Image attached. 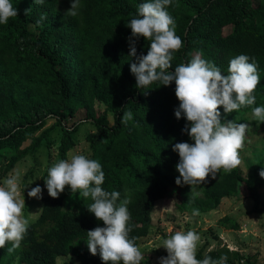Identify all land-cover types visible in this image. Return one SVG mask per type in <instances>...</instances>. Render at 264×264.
<instances>
[{"label":"trees","instance_id":"16d2710c","mask_svg":"<svg viewBox=\"0 0 264 264\" xmlns=\"http://www.w3.org/2000/svg\"><path fill=\"white\" fill-rule=\"evenodd\" d=\"M11 2L19 15L0 24V153L11 152L6 172L28 156L45 153V178L49 167L67 159L81 129L89 126L92 130L83 136L88 158L102 165L105 180L101 187L120 193L117 204L129 201V238L137 246L152 227L156 202L165 198L176 199L182 212L206 213L222 199L237 196L244 182L253 187V211L263 212L264 178L259 173L264 159L246 178L238 167L228 172L221 169L215 179L210 174L191 197L190 185L176 184L179 154L173 147L194 141L184 131L189 124L186 118L175 116L180 103L175 82L138 88L130 70L135 58L129 57V38L136 42L137 56L147 55L150 44L143 37H132L126 23L148 0H80L74 17L66 15L72 0ZM28 8L31 11L25 15ZM167 11L182 40V47L173 53L170 71L200 54L226 75L232 58L247 55L260 76L253 93L255 104L229 114L222 106L219 110L222 122L259 123L254 115L249 122L245 116L253 114L254 107H264V1L172 0ZM226 28H230L228 33ZM97 102L104 106L103 112ZM124 111L132 113L127 123L121 122ZM64 199L49 194L42 198L40 215L29 224L20 247L11 253L7 251L10 243L0 248V264L14 258L23 264H56L58 257L68 255L88 264H105L91 254L86 241L87 231L105 226L87 208L93 201L79 197L66 208ZM220 225L231 230L240 227L229 217ZM205 256H226V264H259L235 251L202 248L196 253L198 260ZM140 264L152 262L145 258Z\"/></svg>","mask_w":264,"mask_h":264},{"label":"clouds","instance_id":"9594fccd","mask_svg":"<svg viewBox=\"0 0 264 264\" xmlns=\"http://www.w3.org/2000/svg\"><path fill=\"white\" fill-rule=\"evenodd\" d=\"M43 3L44 0H35ZM172 0H148L137 8V15L126 23L132 30V37L145 38L150 47L147 55L137 56L136 42L129 38V57L131 73L136 77L137 87H148L154 82L169 86L175 82V95L179 107L175 110L177 119L186 118L189 122L184 131L194 143H175L173 151L179 154L176 165L179 176L176 184L190 185L189 197L197 195L198 186L211 174L215 179L223 169L228 172L240 165L239 149L242 147L248 125L233 120L221 119V106L224 113L239 111L241 107L254 105L253 94L260 83V76L254 62L241 54L229 61L227 74L200 54L194 55L188 63L175 66L171 61L173 53L182 47V40L175 32V21L167 11ZM80 0H72L66 15L76 16ZM25 15L31 8L25 9ZM19 15L11 0H0V24H6L10 18ZM43 18V17H42ZM252 113L259 123H264V107H254ZM132 118L130 111H124L122 123ZM259 175L264 178V169ZM19 174L11 173L0 186V248L9 253L20 247L30 220L24 216L25 197L20 198ZM48 194L58 198L70 186L72 194L91 198L87 205L104 227L87 231V245L92 255H99L105 264H140L143 254L129 238L128 221L129 201L120 199L118 191H105L101 185L105 180L102 165L83 154H70L48 168L44 178ZM43 189L37 185L28 191V196L42 199ZM31 214V213H30ZM194 215L198 211L194 210ZM200 236L193 230H177L163 241L168 255L160 258V264H226L227 257L213 259L205 256L196 258V249Z\"/></svg>","mask_w":264,"mask_h":264},{"label":"rangeland","instance_id":"374dc122","mask_svg":"<svg viewBox=\"0 0 264 264\" xmlns=\"http://www.w3.org/2000/svg\"><path fill=\"white\" fill-rule=\"evenodd\" d=\"M259 1L264 0H254V2ZM229 31L230 28L225 29V33ZM96 106L100 112H103L105 109L99 102H97ZM81 117H84V115ZM245 118L249 122L253 119V114L249 113ZM109 122L113 124L112 114L109 115ZM247 125L248 128L244 143L238 150L241 163L237 166L244 178L252 173L259 162L264 159V123ZM89 130H92L89 126L81 129L79 141L75 148L69 152L67 158H69L70 154H83L88 157V146L83 136ZM56 150L52 152V159L56 158ZM10 154V151H2L0 153V186L3 185L4 180L9 174H19L20 198L25 197L26 204L23 213L30 220L31 224L40 215L42 199L29 197L27 193L39 185L43 189L42 197L48 195L43 178L47 165L46 159L48 157H46L45 153L37 154L38 160L37 158L28 156L15 169L6 172ZM26 176H28L27 179ZM252 189V186H247L242 182L237 196L224 198L217 208L206 213L198 211V215L193 214L194 209L180 211L176 205L177 201L174 198H165L156 202L152 213V227L148 235L139 240L138 247L143 254V259L147 258L152 264H160V258L168 255L167 250L162 247L164 239L168 238L170 234L177 230L185 232L193 230L200 236L196 253L202 248L217 251H235L241 256L257 261L259 264H264V188L261 189L262 199L260 203V208L263 212L253 211L254 201L250 197ZM60 195L65 198L66 208L71 207L80 197L79 193L72 194L70 186H66L65 191ZM225 217L236 220L240 225L239 229L231 230L222 227L220 221ZM0 258H2L1 253ZM99 259L100 255L98 250L96 260L98 261ZM9 260H11V257ZM1 264L23 263H20L17 258H14L7 263L3 260ZM56 264L88 263L83 259L68 255L58 257ZM243 264H245V261H243Z\"/></svg>","mask_w":264,"mask_h":264}]
</instances>
